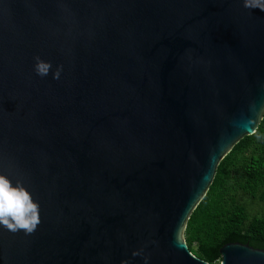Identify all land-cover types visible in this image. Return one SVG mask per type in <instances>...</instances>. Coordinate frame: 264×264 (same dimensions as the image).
Here are the masks:
<instances>
[{"label": "water", "instance_id": "water-1", "mask_svg": "<svg viewBox=\"0 0 264 264\" xmlns=\"http://www.w3.org/2000/svg\"><path fill=\"white\" fill-rule=\"evenodd\" d=\"M249 2L0 0V174L40 217L0 226V264H209L185 222L264 111V0ZM218 254L264 264L246 243Z\"/></svg>", "mask_w": 264, "mask_h": 264}, {"label": "trees", "instance_id": "trees-1", "mask_svg": "<svg viewBox=\"0 0 264 264\" xmlns=\"http://www.w3.org/2000/svg\"><path fill=\"white\" fill-rule=\"evenodd\" d=\"M183 238L188 250L209 264H218L224 243L264 249V111L255 131L219 160L185 222Z\"/></svg>", "mask_w": 264, "mask_h": 264}, {"label": "clouds", "instance_id": "clouds-1", "mask_svg": "<svg viewBox=\"0 0 264 264\" xmlns=\"http://www.w3.org/2000/svg\"><path fill=\"white\" fill-rule=\"evenodd\" d=\"M245 6L252 4L245 0ZM264 10V9H262ZM34 69L40 76H47L52 68L50 62L35 57ZM61 67L52 72L53 79H59ZM259 139L260 137L257 136ZM40 223L39 205L22 182L15 184L6 175L0 174V226L11 231H23L30 234Z\"/></svg>", "mask_w": 264, "mask_h": 264}]
</instances>
